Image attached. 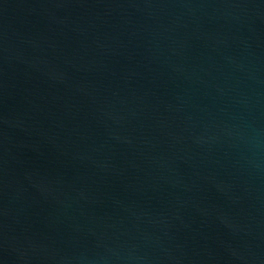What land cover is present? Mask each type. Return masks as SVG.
<instances>
[{
    "label": "water",
    "instance_id": "1",
    "mask_svg": "<svg viewBox=\"0 0 264 264\" xmlns=\"http://www.w3.org/2000/svg\"><path fill=\"white\" fill-rule=\"evenodd\" d=\"M0 264H264V0H0Z\"/></svg>",
    "mask_w": 264,
    "mask_h": 264
}]
</instances>
